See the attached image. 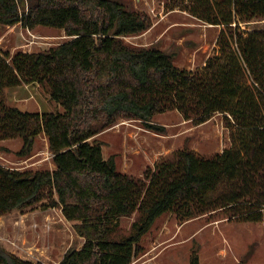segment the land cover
Masks as SVG:
<instances>
[{
    "label": "trees",
    "instance_id": "obj_1",
    "mask_svg": "<svg viewBox=\"0 0 264 264\" xmlns=\"http://www.w3.org/2000/svg\"><path fill=\"white\" fill-rule=\"evenodd\" d=\"M189 10L221 26L218 53L195 70L177 66L159 46L123 36L149 29L148 13L119 0H0V25H47L70 36L37 51H0V139L19 138L28 156L47 137L53 169L0 164V216L43 201L60 206L83 237L59 264H130L141 237L161 215L180 222L205 214L237 221L264 218V29L240 23L264 17V0H194ZM39 83L63 111L8 104L5 88ZM177 110L195 124L224 113L231 145L205 156L184 146L173 161L142 176L117 170L95 136L120 118L161 133L156 114ZM136 212L127 235L116 219ZM0 264H43L0 246ZM188 264H200L193 252ZM243 264V263H241Z\"/></svg>",
    "mask_w": 264,
    "mask_h": 264
},
{
    "label": "rangeland",
    "instance_id": "obj_2",
    "mask_svg": "<svg viewBox=\"0 0 264 264\" xmlns=\"http://www.w3.org/2000/svg\"><path fill=\"white\" fill-rule=\"evenodd\" d=\"M148 13L152 25L146 31L123 36L135 46H159L173 55L174 63L195 70L218 53L221 26L210 24L189 10L194 0H119ZM245 31L264 29V17L240 23ZM62 28L21 24L0 25V51H37L65 40ZM2 97L11 105L29 111L61 112V105L39 83L5 88ZM153 122L164 127L161 133L144 127L140 120L120 118L95 136L104 158L113 155L117 170L142 176L145 169L161 161H173L175 152L187 146L201 155L222 152L231 145L224 113L215 112L195 124L177 110L154 115ZM19 138L0 139V164L19 170L53 169L47 137H36L31 154L20 156ZM136 212L116 219V236L127 235ZM83 242L60 206L43 201L26 208H14L0 216V246L18 256L43 264H59L63 254ZM195 252L200 264H264V218L237 221L221 214H205L180 222L174 212L159 216L141 237L130 264H188Z\"/></svg>",
    "mask_w": 264,
    "mask_h": 264
}]
</instances>
